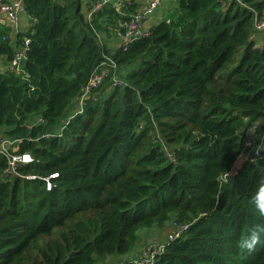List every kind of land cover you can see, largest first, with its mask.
Segmentation results:
<instances>
[{"label": "trees", "instance_id": "1", "mask_svg": "<svg viewBox=\"0 0 264 264\" xmlns=\"http://www.w3.org/2000/svg\"><path fill=\"white\" fill-rule=\"evenodd\" d=\"M82 5L22 0L29 28L11 36L0 22V137L32 157L10 175L0 154V264H125L138 230L153 226L180 230L151 262L130 264H264V233L251 254L237 246L264 224L251 203L264 142L255 138L256 158L246 146L264 134V41L251 37V11L237 0H175L171 18L114 49L93 28L120 34L135 5L124 15L104 6L91 24ZM103 55L116 67L97 100L70 114ZM54 172L47 191L38 176Z\"/></svg>", "mask_w": 264, "mask_h": 264}, {"label": "built area", "instance_id": "2", "mask_svg": "<svg viewBox=\"0 0 264 264\" xmlns=\"http://www.w3.org/2000/svg\"><path fill=\"white\" fill-rule=\"evenodd\" d=\"M122 5L125 8H128L136 2V0H121ZM163 0H148L141 8L134 9V11L129 14V16L120 24L121 33L118 36V42L116 43L114 49L118 48H127V46L140 38L147 37L150 34V29L152 25H154L158 20L151 22L148 24L146 22L147 18L151 15H154L156 11L160 8ZM242 6L247 7L252 13V24L253 30L257 33L264 32V9L257 10L253 7H248L244 3L237 0ZM264 1V0H263ZM84 11L82 12L85 21L90 23L92 22L93 14L100 11L104 6L114 7L116 12H120V0H84L83 2ZM23 11L22 0H0V22L5 25H9L10 28L15 26L14 35L18 32L16 29L19 15ZM93 32L98 39L99 42L103 39V34L98 32L93 28ZM29 39L24 38L23 46L16 48L14 52V56L10 61V68L15 70L16 72H20V61L24 58V50L28 45ZM103 59L100 61L97 68L94 70L92 75L90 76L88 82L82 87V91L79 95V109L76 112H80L85 105L88 99H92L93 101L97 100L98 90L103 86V83L107 79L108 75L111 74V70L116 67L115 62L111 57L103 55ZM112 85H119V81L117 78L112 76L110 80ZM48 136V135H47ZM255 137L252 136L246 142V146L253 148ZM17 140L15 139H7L5 137H0V154H3L6 158V168L4 170L5 174L17 175L18 166L21 163H30L32 161V157L29 153H15L11 152L10 149L14 144H16ZM255 158L259 155L258 148H253ZM35 175H28L26 178H35ZM58 177V173H50L46 176H38L40 180L43 181L45 189L51 190L55 185L54 179ZM180 228L176 230L171 229L168 235V238H172L173 236H177L179 234ZM161 250V246L157 245L150 247L147 250L148 254L145 256H139L137 258H124L125 264H130L134 262H151L154 254ZM116 264H121V261H118Z\"/></svg>", "mask_w": 264, "mask_h": 264}, {"label": "rangeland", "instance_id": "3", "mask_svg": "<svg viewBox=\"0 0 264 264\" xmlns=\"http://www.w3.org/2000/svg\"><path fill=\"white\" fill-rule=\"evenodd\" d=\"M174 1L172 0L170 3H167L164 6H162L161 8H159L160 12H159L158 18H156V20L159 21L162 18L168 19L174 15V13H175ZM104 35H108V34H104ZM251 37L256 40V43L258 45H261L264 41V32L258 33V34L252 33ZM240 53H241V50L235 54V57H234L235 61L238 60ZM1 68H3V66H0V69ZM71 108L72 109H70V111H69L70 114L73 111H76L77 109H79L78 99L75 100V102ZM65 121L66 120L63 119L61 121V123L64 124ZM58 128H59V126H58ZM259 129L262 130L261 126L259 127ZM258 133H260V134H257V136H255L256 141H260L262 144L264 142V134H262L260 131H258ZM169 233H170V229L168 228V226L164 227L163 229H162V227H156V226L140 228L137 232L136 244L128 253L124 254V258H137L139 256H145L146 257L147 255H149L147 250H149V248L153 247V246H155V248H156L157 245H159L160 243H162V241H165L168 238ZM119 260H120L119 258H115L114 256H111L107 260L102 261L103 263H99V264H116V263H118Z\"/></svg>", "mask_w": 264, "mask_h": 264}, {"label": "crops", "instance_id": "4", "mask_svg": "<svg viewBox=\"0 0 264 264\" xmlns=\"http://www.w3.org/2000/svg\"><path fill=\"white\" fill-rule=\"evenodd\" d=\"M84 0H82L83 2ZM148 0H136V2L134 3V7L137 9V8H141ZM172 0H163L162 3H161V6H164L165 4L167 3H170ZM174 1V0H173ZM175 3V1H174ZM110 7L112 9H114V7H112V5H110ZM120 12H117V13H121V14H125L127 8L123 7L122 5V1L120 0ZM84 11V6L82 5V10L81 12ZM160 10L158 9L156 11V13H154V15H151L150 17L147 18L146 22L148 24H150L151 22H154L156 21V18H158V14H159ZM30 22H31V19L29 18V16L27 14L24 13V11H21L20 15H19V20H18V23H17V26H16V29L18 32H23V31H26L29 26H30ZM5 25V24H4ZM10 28L9 25H6ZM109 27V26H108ZM14 31H15V26L13 28H10V34L11 36H14ZM108 36L107 35H104V34H107V33H104V37L106 38V42L107 44H109L110 47L114 48L116 43L118 42V36H119V33L117 30H111V28L109 29V32H108ZM109 47V48H110ZM3 65V61H2V58H0V66ZM3 69V68H1ZM115 257V256H114ZM124 257V256H122ZM119 258V257H118ZM112 259V258H111Z\"/></svg>", "mask_w": 264, "mask_h": 264}, {"label": "clouds", "instance_id": "5", "mask_svg": "<svg viewBox=\"0 0 264 264\" xmlns=\"http://www.w3.org/2000/svg\"><path fill=\"white\" fill-rule=\"evenodd\" d=\"M251 203L255 206L260 216L264 217V183H262L252 198ZM261 233H264V224H256L249 228L247 235L242 236L237 242V246L251 254L256 250V246L261 243Z\"/></svg>", "mask_w": 264, "mask_h": 264}]
</instances>
